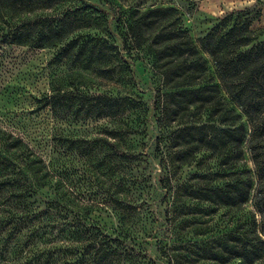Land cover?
I'll use <instances>...</instances> for the list:
<instances>
[{
	"label": "trees",
	"instance_id": "16d2710c",
	"mask_svg": "<svg viewBox=\"0 0 264 264\" xmlns=\"http://www.w3.org/2000/svg\"><path fill=\"white\" fill-rule=\"evenodd\" d=\"M4 1L0 8L17 14L72 0ZM156 5L140 10L133 0H99L23 21L2 35L6 44L57 49L52 64L130 90L131 56L143 55L154 86L147 99L133 92L99 95L90 106L95 119L109 120L101 134L115 141L106 145L111 155L93 167H105L112 179L124 174L117 182L124 184H111L114 193L105 199L116 220L113 233L91 218L93 205L74 203L94 199L66 185L54 157L46 162L0 131V264H143L144 255L130 248L140 247V235L160 243L162 231L186 225L189 214L218 211L219 238L212 242L219 240V264L264 257V28L251 27L252 10L230 12L197 46L177 9ZM46 105L59 119L67 109L58 93ZM67 142L71 150L77 141ZM191 169L197 173L189 175ZM251 193L260 224L253 214L239 218Z\"/></svg>",
	"mask_w": 264,
	"mask_h": 264
},
{
	"label": "rangeland",
	"instance_id": "374dc122",
	"mask_svg": "<svg viewBox=\"0 0 264 264\" xmlns=\"http://www.w3.org/2000/svg\"><path fill=\"white\" fill-rule=\"evenodd\" d=\"M98 1L72 0L63 5L60 1H54L53 5L32 11L23 10L16 12L17 14H11L10 9L0 8V131L22 139L46 162L50 157H54V162L63 172V181L66 185L71 183L75 193L86 199H94L89 203L82 201L74 203L80 207L93 205L90 207L91 218L106 232L113 233L117 230L116 220L109 209V204H105V199L114 193L110 188L111 184L117 183L124 174L117 171L116 179L113 180L108 176L105 167L100 171L93 167L101 162L100 158L111 155V149L106 145H112L115 141L101 134L102 127L109 126V120L95 119L90 106L99 95L108 96L116 93L124 95L133 92L147 99L148 90L154 86L148 61L143 55L131 56L135 89L130 90L124 85L98 78L90 71L68 67L62 63L52 64L51 60L57 49L10 45L1 40L2 35L11 32L23 21L58 16L67 7L94 5ZM133 1L140 10L143 6L148 7L153 3L157 4L156 6L175 7L197 46L198 40L209 32L222 16L230 12L252 10L251 15L257 18L251 27L255 30L264 28V0ZM2 3L6 1L0 0V6H3ZM55 93H58L66 103L67 109L59 114L62 119L57 118L46 105V99ZM54 138H60L61 142L54 145ZM67 141L77 142L69 150ZM91 141H98L100 144L96 148H87L91 150L89 153L84 143ZM102 143L104 145H101ZM125 147L124 142H117L115 148L117 152L122 153ZM53 149L56 153H53ZM245 160L247 168L252 170L253 166L247 152ZM103 164H108L107 159ZM187 173L192 175L197 172L191 169ZM120 182L117 184H124ZM255 186L256 182H253V188ZM118 193L117 197L122 198L124 193L121 191ZM251 199L252 193L244 204L239 218L246 220L253 214L260 224V216L254 210ZM167 217L170 218V215ZM186 219V225L178 222L172 231L163 230L158 238L160 243L155 239L142 238L144 236L140 235L135 239L140 247L130 248L144 255L143 264H219V253L216 252L219 248L218 246L214 248L219 240L217 243L212 242L219 238V211L203 217L199 214H189ZM214 254L216 255L213 256ZM228 264H239V261L233 260ZM255 264H264V257Z\"/></svg>",
	"mask_w": 264,
	"mask_h": 264
}]
</instances>
